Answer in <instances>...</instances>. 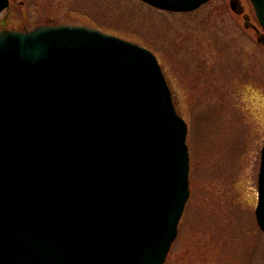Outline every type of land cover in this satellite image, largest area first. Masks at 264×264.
<instances>
[{"label": "water", "instance_id": "95a60500", "mask_svg": "<svg viewBox=\"0 0 264 264\" xmlns=\"http://www.w3.org/2000/svg\"><path fill=\"white\" fill-rule=\"evenodd\" d=\"M186 135L149 49L85 25L0 30V264H162L189 196ZM257 190L264 233V145Z\"/></svg>", "mask_w": 264, "mask_h": 264}, {"label": "rangeland", "instance_id": "374dc122", "mask_svg": "<svg viewBox=\"0 0 264 264\" xmlns=\"http://www.w3.org/2000/svg\"><path fill=\"white\" fill-rule=\"evenodd\" d=\"M236 4L207 0L172 12L141 0H10L0 11V27L84 24L155 53L187 123L189 152V196L162 264H264L254 214L264 32L250 0Z\"/></svg>", "mask_w": 264, "mask_h": 264}, {"label": "flooded vegetation", "instance_id": "af4514ba", "mask_svg": "<svg viewBox=\"0 0 264 264\" xmlns=\"http://www.w3.org/2000/svg\"><path fill=\"white\" fill-rule=\"evenodd\" d=\"M10 1V0H9ZM236 1V0H235ZM3 29H12V30H27L25 26H22L21 28H16L15 26H9V25H3L0 27V30ZM259 39L262 40V37L259 36Z\"/></svg>", "mask_w": 264, "mask_h": 264}]
</instances>
